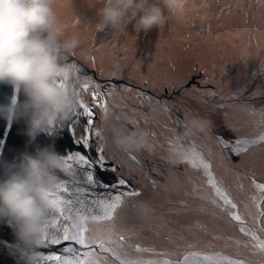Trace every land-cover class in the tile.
I'll return each instance as SVG.
<instances>
[{"label": "rangeland", "instance_id": "1", "mask_svg": "<svg viewBox=\"0 0 264 264\" xmlns=\"http://www.w3.org/2000/svg\"><path fill=\"white\" fill-rule=\"evenodd\" d=\"M104 4H53L63 38L79 39L66 59L79 68L82 101L97 105L86 154L94 160L102 147L112 163L100 169L102 177L123 187L115 193H139L122 196L112 219L95 223L115 242L106 245L115 251L88 249L96 264H177L192 252L199 254L193 260L214 255L211 264H264V250L253 239L254 233L264 240V191L256 187L264 184V141L233 152L235 141L264 134V0H188L182 14L171 17L165 10V24L147 32L137 28L138 14L120 29H99ZM96 84L107 113L99 98L92 99ZM194 118L211 121L209 130L196 131ZM114 130L146 132L148 146L126 151L115 143ZM201 157L235 208L208 183ZM120 179L126 185H118Z\"/></svg>", "mask_w": 264, "mask_h": 264}, {"label": "clouds", "instance_id": "2", "mask_svg": "<svg viewBox=\"0 0 264 264\" xmlns=\"http://www.w3.org/2000/svg\"><path fill=\"white\" fill-rule=\"evenodd\" d=\"M187 2L105 0L97 12V27L120 29L129 15L138 14L137 28L147 32L165 24V10L176 17ZM53 4L54 0H0V85L12 88V95L0 103V119L23 120L32 140L71 121L82 101L73 86L79 68L66 59L79 39L63 38ZM190 123L198 132L206 133L211 126L205 118ZM146 138L143 131L121 132L115 143L126 151H138L148 146ZM65 167L64 157L53 145L22 153L13 161L0 160V222L13 229L18 264H43L39 249L52 220L45 194L61 182Z\"/></svg>", "mask_w": 264, "mask_h": 264}, {"label": "snow or ice", "instance_id": "3", "mask_svg": "<svg viewBox=\"0 0 264 264\" xmlns=\"http://www.w3.org/2000/svg\"><path fill=\"white\" fill-rule=\"evenodd\" d=\"M79 83V78L73 82V86L76 87ZM89 81L85 80L82 87L84 91L89 89ZM99 98L100 103L99 107L103 108L104 112L107 113L108 108L106 104L103 102V93L100 91V86L98 84L93 86L92 91V99L93 101H97ZM97 106L95 103L93 106H89L87 103L81 101L80 109L81 112L75 113L74 117L76 119H72L69 124V129L72 131L73 136L76 138L77 144L81 145L84 149H88L90 147V135L89 129L94 125V111L93 108ZM73 117V118H74ZM80 117H85L86 127L83 128V134L78 135L76 128L74 125L79 121ZM116 135H119L120 132L118 130H114ZM96 137H100L99 131L94 133ZM260 141H264V134H261L257 139L252 140H237L233 145V152L239 154L240 151L246 150L247 146L254 145L259 143ZM220 143L224 145V147H228V142L220 140ZM173 151H177L181 158L189 159V154L180 151L179 149L173 147ZM103 148L100 147L97 149V157L96 159L89 158L86 154H82L80 152L75 153V155H67L63 156L66 161V167L64 174L71 175L73 178L74 184L81 183L77 174L73 171V163L80 165L81 169L84 166H87V171H82L83 183L89 185H96L98 182L95 179V175L93 169H102L106 166V161L104 156L102 155ZM132 159H135L133 156ZM193 162V161H189ZM201 165L205 169V174L208 176V183L211 184L217 195L224 201L225 205H231V208H235L236 205L233 204L229 199L227 194L222 192V190L216 186L214 177L210 172V165L203 161V158H200ZM67 180L61 181L58 183L52 190L48 191L46 195V199L48 202V207L52 215V220L50 224V229L54 230L50 233V231L45 233L44 238L41 241V246L44 248H48L50 245H61L63 242H69L67 247L63 248L65 253H72V256H62L59 254H46L42 253V261L43 264H96V260L94 257V252L88 249H93V247H98L99 249L107 252V251H115L114 249H110L106 245H111L115 243L114 241L108 239L106 240L100 232H98L95 228V223L111 220L113 216V212L115 209L121 204L122 196H138L139 193L136 191L125 192V193H115L111 194L107 197V202L105 200H100L98 202L100 207V212L102 214H92L93 209H88V214H81L77 211L75 216H71L65 214V205H72V199H66L59 195V193H67L69 195H75L78 193L86 192V188L74 187L73 190L67 186ZM117 184L120 186L126 185V181L120 179L117 181ZM102 188H115L116 185H100ZM256 187L261 191H264V184H256ZM54 214H58L59 217H62V221L55 217ZM233 218L237 221L241 220V217L238 214H232ZM260 215L264 216V212L260 213ZM242 232L248 234L251 232L250 229L246 231L244 227L241 228ZM261 231H264L262 229ZM120 240H123L124 237L120 236ZM253 239L259 241L257 247L264 250V240H259L253 233ZM80 246V248L85 249V251H79L76 247H73L72 244ZM139 251L140 249L137 248ZM159 255H167L166 253H161ZM199 254L196 252H192L189 255L184 256L183 261L177 262V264H211L214 259V255H203L199 260H193L194 257H198ZM119 259V256H117ZM120 264H136L134 261H126L121 260ZM147 264H154V262H147ZM159 264H168L167 261L159 262ZM229 264H240L239 261H229Z\"/></svg>", "mask_w": 264, "mask_h": 264}, {"label": "water", "instance_id": "4", "mask_svg": "<svg viewBox=\"0 0 264 264\" xmlns=\"http://www.w3.org/2000/svg\"><path fill=\"white\" fill-rule=\"evenodd\" d=\"M11 95L12 88L10 86L0 85V103H5L6 98L10 97ZM81 111L82 109H80L79 112ZM73 119L76 118L74 117ZM85 119V117H80L79 121L74 125V127L78 129L86 127ZM70 123L71 121L51 134H40L35 138V140H32L26 134V124L23 120L9 123L4 119H0V160L13 161L18 159L22 153H34L37 148L47 145H53L55 150L62 156L75 155V153L80 152V149L79 144L76 142V138L69 129ZM91 129L92 127L89 129V135L92 134ZM76 131L78 135H82V133L77 129ZM66 134L71 135L72 138L66 137ZM90 143L92 144L91 137ZM70 163H73V171L77 174L81 183L74 184L72 176L64 173L60 174L61 181L67 180V186L70 188V190H73L74 187H81L86 188L87 191L75 195H69L62 192L59 193V195L62 197L73 200L72 205L64 206V209L68 211L69 215L71 214L73 207L79 206L82 208V210L80 209L81 213L88 214V209L92 208V214H94L95 210H97V212L100 210L99 204L94 202L105 200L109 195L123 189V187H117V185L115 188H102L100 185H112L114 183L113 181L116 180H112L110 182L106 181L102 177L100 169H93L95 179L98 182L96 185L83 183L82 171H87V166H84L83 169H81L80 165L76 164L74 161ZM111 164L112 163L106 161L107 167L110 168ZM106 174L112 176L111 171L106 170ZM54 215L62 221V217H59L58 214ZM49 231L51 233L54 230L49 229ZM14 244L15 236L12 227L8 223L0 222V255L4 256V260L7 262H5V264H18V258L14 252ZM57 247L58 245H50L46 249L41 246L39 250L42 253L51 254V252L57 249ZM78 248L80 251L85 250L80 248V246H78Z\"/></svg>", "mask_w": 264, "mask_h": 264}, {"label": "flooded vegetation", "instance_id": "5", "mask_svg": "<svg viewBox=\"0 0 264 264\" xmlns=\"http://www.w3.org/2000/svg\"><path fill=\"white\" fill-rule=\"evenodd\" d=\"M80 209L82 210L81 207H73V210H71V214L70 215L73 216V214H74V216H75L77 214V211L80 212ZM65 214H68V211L66 209H65ZM81 214H83V213H81ZM94 214H101V213L100 212L98 213L97 210H95ZM63 243L61 245H58L57 249L52 251L51 254H59V255H62V256H68L69 253H65L63 251V248L67 247L69 242H63ZM72 246L76 247L79 250L78 246H76L74 243L72 244Z\"/></svg>", "mask_w": 264, "mask_h": 264}, {"label": "bare ground", "instance_id": "6", "mask_svg": "<svg viewBox=\"0 0 264 264\" xmlns=\"http://www.w3.org/2000/svg\"><path fill=\"white\" fill-rule=\"evenodd\" d=\"M79 132H81L82 134H83V128L82 129H78V128H76ZM66 137H68V138H72V136L71 135H68V134H66L65 135ZM92 146V144L90 143V147ZM79 149H80V152L82 153V154H86V149H84L81 145H79ZM93 152V151H92ZM91 153V152H90ZM92 154V153H91ZM94 157L96 156V155H93ZM89 158H90V156H89ZM93 158V157H92ZM94 159H96V157L94 158ZM107 180V179H106ZM145 182H147V181H145ZM120 193V192H119ZM80 207V206H79ZM73 216H74V214H73ZM257 231V230H256ZM68 256H72V253H69L68 254ZM5 260H4V256L3 255H0V264H5ZM7 263V262H6Z\"/></svg>", "mask_w": 264, "mask_h": 264}]
</instances>
